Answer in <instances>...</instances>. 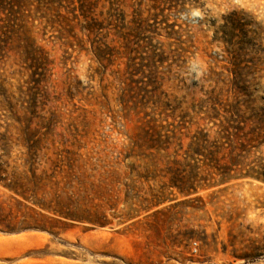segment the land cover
Masks as SVG:
<instances>
[{"label":"rangeland","instance_id":"obj_1","mask_svg":"<svg viewBox=\"0 0 264 264\" xmlns=\"http://www.w3.org/2000/svg\"><path fill=\"white\" fill-rule=\"evenodd\" d=\"M7 125L0 264H264V0H0Z\"/></svg>","mask_w":264,"mask_h":264},{"label":"trees","instance_id":"obj_2","mask_svg":"<svg viewBox=\"0 0 264 264\" xmlns=\"http://www.w3.org/2000/svg\"><path fill=\"white\" fill-rule=\"evenodd\" d=\"M9 126H6V131L1 133L0 137V186H4L9 188L10 190H14L15 192L25 195L26 191L28 190L25 188L26 183L23 182V179L28 178V171L31 172L32 176H35V172L37 167H35L36 159L39 155V151L42 150L43 146H40L39 140H35L31 138V133H29V126L25 127L27 132V136L25 141L23 142L24 151H22L19 158L21 159V165H23V170L21 175L17 172V166L14 165L13 169L10 170L11 167V140L10 136L7 135L9 132ZM233 128V131H231ZM243 127L240 124H229L228 126H223L221 129L222 137H226L228 141H233L231 136H234L238 140L243 139L247 136V133L240 134V131ZM30 136V137H29ZM243 144V143H241ZM17 161V160H14Z\"/></svg>","mask_w":264,"mask_h":264}]
</instances>
